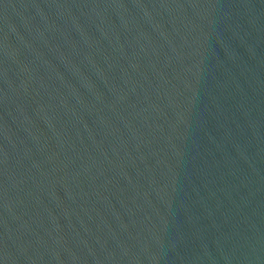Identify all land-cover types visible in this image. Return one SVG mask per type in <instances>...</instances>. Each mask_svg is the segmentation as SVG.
<instances>
[{
	"label": "water",
	"instance_id": "water-1",
	"mask_svg": "<svg viewBox=\"0 0 264 264\" xmlns=\"http://www.w3.org/2000/svg\"><path fill=\"white\" fill-rule=\"evenodd\" d=\"M0 264H264V0H0Z\"/></svg>",
	"mask_w": 264,
	"mask_h": 264
}]
</instances>
